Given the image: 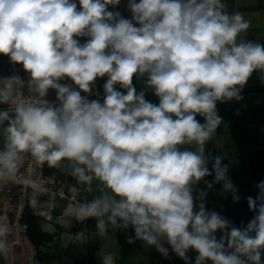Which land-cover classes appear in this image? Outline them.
<instances>
[{
	"label": "clouds",
	"instance_id": "1",
	"mask_svg": "<svg viewBox=\"0 0 264 264\" xmlns=\"http://www.w3.org/2000/svg\"><path fill=\"white\" fill-rule=\"evenodd\" d=\"M120 3L0 0V54L27 74L0 78V105L8 106L0 109V186L31 189L36 207L47 189L21 172L30 157L89 193L98 182V195L67 212L76 222L94 218L99 236L131 227L129 244L142 241L167 258L166 242L184 264H193L190 250L194 264H264V181L246 198L255 213L246 227L207 210L204 191L193 195L214 174L240 200L223 157L207 156L205 146L222 123L217 102L241 100L254 72L264 80V44L246 40L250 22L225 0H128L130 19L109 10ZM103 77L102 100L81 94H93ZM149 90L158 104L146 100ZM39 215L51 219L43 207ZM9 234L0 215V254ZM100 259L116 264L111 252Z\"/></svg>",
	"mask_w": 264,
	"mask_h": 264
},
{
	"label": "crops",
	"instance_id": "2",
	"mask_svg": "<svg viewBox=\"0 0 264 264\" xmlns=\"http://www.w3.org/2000/svg\"><path fill=\"white\" fill-rule=\"evenodd\" d=\"M78 3V0H77ZM128 0H121L115 9L122 16L130 19L131 13L126 5ZM226 10L231 14L240 12L250 22V28L243 34L246 40L264 44V0H225ZM81 43L86 38H79ZM7 56L0 54V78L8 77ZM22 66V65H21ZM23 67V66H22ZM27 80V74H24ZM107 77L98 78L93 88V94L88 99H103V84ZM71 85L70 80L61 81ZM134 84L139 93L145 90L143 79H134ZM75 87L74 85H72ZM124 91V90H121ZM96 93H99L97 96ZM242 99L231 100L224 103L217 102V113L222 118L215 137L205 146V154L210 157L222 156V163L228 166L227 175L237 187L239 202H233L232 193L224 192L221 183L214 182V174L207 176L199 184L194 185L193 195L198 197L200 191L206 193L204 203L207 210L215 211L226 217L236 227H246L255 215L247 205V197L255 198L258 195L256 185L264 181V80L259 72H254L244 86ZM50 100L55 99L54 91L48 94ZM146 100L158 104V98L149 90L146 92ZM0 105V109L7 108ZM197 120L204 123L202 117ZM2 147V137H0ZM212 168V160L208 164ZM65 180L68 185H77L75 179L66 173L52 168V173ZM205 181L212 182L208 188ZM97 181H93V192L84 190L82 196L91 200L98 195L95 191ZM200 201L197 199V204ZM66 206V202L60 204ZM86 230L78 226V222L69 214L68 216L45 229L44 232L52 236L51 241L42 245L38 250L26 234L24 228L10 227L9 250L6 254H0V264H102L100 253L111 252L116 258V264H184V260L176 256L170 246L164 242V247L169 249V255L165 258L154 246H148L142 241L127 242L129 237H134V230L128 229L110 230L107 236H99L96 230V221L89 218L85 221ZM219 239L221 233L217 232ZM192 258L193 264L196 253L190 250L187 253ZM264 261V255H262ZM210 264V262H209Z\"/></svg>",
	"mask_w": 264,
	"mask_h": 264
},
{
	"label": "built area",
	"instance_id": "3",
	"mask_svg": "<svg viewBox=\"0 0 264 264\" xmlns=\"http://www.w3.org/2000/svg\"><path fill=\"white\" fill-rule=\"evenodd\" d=\"M7 74L8 77L13 75H19L24 79V70L20 64H12L7 57ZM24 94L27 95V90L24 89ZM47 164L42 166L36 165V162L30 157L26 158L21 168L23 174L31 175L33 179L39 177L43 186L47 189V192L43 194H37L35 198L38 203L36 207H32L29 204V200L33 198L31 189L27 191L17 183L9 182L0 186V215L7 216L9 226L15 228L27 229V226L23 222L25 211L30 210L32 215L37 219L41 228L45 229L52 226L68 216L67 208L69 204L76 202H84L86 199L82 196L83 187L80 185H68L67 182L54 174H48ZM34 169V171H33ZM66 202L65 207H61L60 204ZM41 207L45 208L50 214L51 219L39 215ZM84 222H78V226L86 230ZM10 235L8 242H10ZM34 260H31L30 264H33Z\"/></svg>",
	"mask_w": 264,
	"mask_h": 264
},
{
	"label": "trees",
	"instance_id": "4",
	"mask_svg": "<svg viewBox=\"0 0 264 264\" xmlns=\"http://www.w3.org/2000/svg\"><path fill=\"white\" fill-rule=\"evenodd\" d=\"M46 172L51 174L52 168L47 167ZM23 222L27 226L26 234L37 250L42 245L51 241L52 236L41 229L37 219L32 215L30 210L25 211Z\"/></svg>",
	"mask_w": 264,
	"mask_h": 264
}]
</instances>
